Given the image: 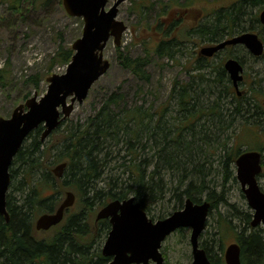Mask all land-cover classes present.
I'll return each mask as SVG.
<instances>
[{
	"label": "trees",
	"instance_id": "1",
	"mask_svg": "<svg viewBox=\"0 0 264 264\" xmlns=\"http://www.w3.org/2000/svg\"><path fill=\"white\" fill-rule=\"evenodd\" d=\"M3 3L18 15L23 11L21 0H0ZM263 5L264 0H235L213 9L211 20L192 22L185 28L182 17L162 26L159 15L169 7L163 5L154 20L158 21L159 25H154L161 34L154 50L160 56L173 58L191 34L210 43L246 30H257L261 35L264 26L259 22L258 11L253 9L259 10ZM139 7L142 13L153 6ZM116 49L123 67L144 81L148 79L149 52L131 56L121 47ZM232 50L226 48V55L234 56ZM72 54L71 46L60 43L52 59L67 64ZM208 62L209 59L197 56L193 68L197 73L191 80L174 81L168 98V101L175 99L174 114H168V103L155 109L143 105L127 107L122 94L111 93L86 123L67 129L57 140L59 144L45 145L40 139L41 127L32 131L10 168L11 178L21 173L15 188L17 195L10 192L6 196L9 221L0 215V264H106L108 258L98 249L94 252L91 249L109 229L107 220L95 222L96 210L107 201L134 196L148 210V205L162 200L170 191L175 203L172 210L181 208L186 197L200 202L199 193L214 182L209 177L214 171L212 163L216 155L220 173L230 177L241 151L233 126L240 118L247 120L250 115L263 113V98L258 100L255 88H251L250 98L238 97L222 61L207 74L203 68ZM31 79L34 87H38L40 78ZM228 96L235 100L234 106H228ZM253 107L255 111L250 112ZM48 158H53L55 164L66 161L61 178L55 177L50 165L43 162ZM14 163H18V168L13 169ZM56 186L60 190L72 189L76 202L73 209L66 211L61 223L44 231L46 236L39 237L34 218L41 212L52 211L60 202L56 195L62 191ZM205 199L210 202L211 211L225 198L212 189ZM250 219V212L243 214L244 225L238 232L230 233V227L225 224L226 235H233L232 240L240 245L242 264H264V234L250 226ZM201 246L214 264H225L223 255L215 256L204 241Z\"/></svg>",
	"mask_w": 264,
	"mask_h": 264
},
{
	"label": "rangeland",
	"instance_id": "2",
	"mask_svg": "<svg viewBox=\"0 0 264 264\" xmlns=\"http://www.w3.org/2000/svg\"><path fill=\"white\" fill-rule=\"evenodd\" d=\"M188 1L125 0L120 3L117 18L125 23L126 29L122 34L119 47L131 56L145 55V52H149V61L146 65L148 79L144 81L138 78L130 69L120 64L117 58L118 52L111 37L103 51L104 57L110 61V67L95 81L87 97L81 103L74 104L70 116L44 140V144H59L57 140L67 132V129L77 125L81 127L86 123V120L100 108L106 96L111 93L122 94L123 104L127 107L143 105L145 108L155 109L168 103V114H174L175 99L168 101L172 85L176 80L183 83L191 80V76L197 73L193 68L198 50L210 42L206 38L191 34L173 58L156 54L154 45L161 34H158L159 31L156 30V25L159 23L154 20L161 6L169 4L166 12L159 15L162 26L182 17L184 19L182 27L185 28L192 22L211 20L213 9L235 2V0H191V3H187ZM112 2L113 0H109L105 8L107 9ZM141 4L145 6L152 4L153 7L141 13L139 7ZM21 6L23 11L18 15L8 9L6 3L0 4V117H9L18 104L23 103L26 98L35 93L37 99L45 94L48 86L45 78L53 73H63L66 69L65 63L55 62L52 59L59 44L71 46L72 42L81 36L84 24L82 17L67 14L62 0H21ZM253 11H258V8L255 7ZM261 36L264 39V28ZM232 48L234 56L237 55L244 64L245 78L240 84V89L245 97L250 98L253 93L251 88H255L258 100L263 98L261 101L264 111V54L254 60L243 46L235 45ZM224 54L225 52L211 57L203 70L209 74L212 67L215 69L220 60L225 59ZM34 77L40 78L38 87H34V81L31 79ZM204 98L208 100L207 95H204ZM233 100L230 96L227 97L229 107L230 104L234 106L235 100ZM211 101L212 98H210ZM253 104L254 100L251 99V105ZM254 111V107L250 109V112ZM255 114L260 115H250L247 120L245 116L240 118L234 124L233 131L238 134L236 144L240 143L239 148H261L264 153V112ZM219 151L223 154V150ZM43 162L50 165V170L56 165L53 163V158L44 159ZM12 167L18 168V163H14ZM212 168L215 172L213 171L209 178L214 182L208 189L199 193V196L205 199L208 191L213 189L216 194L222 193L225 199L210 211L199 241L207 243L215 256H221L225 245L233 239V235L227 237L225 224L230 227V233L238 232L244 225L241 220L243 214L252 213V210L236 178L235 166L231 169L232 175L225 177L223 173H220L219 159L216 155ZM19 169L17 172H20ZM20 173H16V176L12 178L8 193L14 192L17 195L15 188L19 184ZM258 182L264 191V166L263 175L258 178ZM56 188L62 191V194L56 195V198H63L64 189L60 190V186ZM174 204V197L169 191L162 200L148 205L146 211L149 217L156 219L161 214L166 216L172 212ZM219 215H221L220 218ZM219 220H222V223ZM257 228L264 234V225H259ZM42 232L44 231L39 232V237L46 236V232ZM189 237L190 227H183L165 238L160 247L164 264L192 263ZM104 238L105 236L102 235L96 240L91 249L93 252L96 249L101 250Z\"/></svg>",
	"mask_w": 264,
	"mask_h": 264
},
{
	"label": "water",
	"instance_id": "3",
	"mask_svg": "<svg viewBox=\"0 0 264 264\" xmlns=\"http://www.w3.org/2000/svg\"><path fill=\"white\" fill-rule=\"evenodd\" d=\"M124 0H114L105 9L108 0H62L70 16L82 17L84 24L80 37L73 41V55L64 73H53L46 77L47 91L39 99L34 94L18 104L9 117H0V215L9 221L6 195L11 182L10 166L27 136L39 125L43 126L41 140H44L88 95L94 82L110 67L104 58L103 49L111 36L116 45L126 25L117 19L118 5ZM264 24V7L258 15ZM243 44L248 51L259 56L264 44L257 33L244 31L225 38L215 44L202 46L199 54L210 57L227 45ZM223 67L236 92L241 94L239 83L243 79V64L236 58L225 60ZM261 153L256 150L241 152L236 160V177L248 205L253 209L250 224L255 227L264 223V192L257 183L256 175L261 171ZM66 162L52 168L56 177H61ZM75 203V194L66 190L58 206L50 212L40 214L35 221L37 230H47L60 223L66 209ZM210 203L207 200L194 202L186 198L181 209L153 221L140 202L130 196L113 199L96 213V220L106 218L110 223L101 253L110 260L107 264H163L160 251L161 242L173 231L190 227L191 264H213L204 247L199 244V236L205 228ZM241 249L237 242L229 243L224 249L226 264H241Z\"/></svg>",
	"mask_w": 264,
	"mask_h": 264
}]
</instances>
